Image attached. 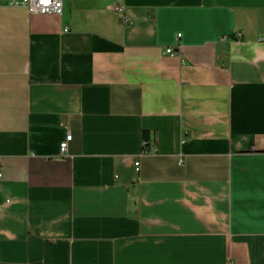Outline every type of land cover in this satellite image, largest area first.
Here are the masks:
<instances>
[{
  "label": "crops",
  "instance_id": "crops-1",
  "mask_svg": "<svg viewBox=\"0 0 264 264\" xmlns=\"http://www.w3.org/2000/svg\"><path fill=\"white\" fill-rule=\"evenodd\" d=\"M8 2L0 264H264V0Z\"/></svg>",
  "mask_w": 264,
  "mask_h": 264
},
{
  "label": "built area",
  "instance_id": "built-area-1",
  "mask_svg": "<svg viewBox=\"0 0 264 264\" xmlns=\"http://www.w3.org/2000/svg\"><path fill=\"white\" fill-rule=\"evenodd\" d=\"M11 6H21L24 7L30 13H40V14H47V13H54V14H62L64 8V0H9L8 2ZM116 12L120 14L121 21L124 25L130 24V19L126 14V8L124 5H117L115 7ZM239 33H235V36L239 37ZM259 40H264V33L259 36ZM230 41L229 36H223L220 40L221 44H228ZM167 53L174 54V49L172 47L166 48ZM73 138V133L70 131L68 132L64 141L60 144V153L58 157L62 158L68 154L69 142ZM145 144V143H144ZM146 151H150L152 153L156 152L155 144L149 143V147ZM136 170H140V161H136ZM4 173L2 167H0V177H3Z\"/></svg>",
  "mask_w": 264,
  "mask_h": 264
},
{
  "label": "trees",
  "instance_id": "trees-1",
  "mask_svg": "<svg viewBox=\"0 0 264 264\" xmlns=\"http://www.w3.org/2000/svg\"><path fill=\"white\" fill-rule=\"evenodd\" d=\"M234 39H238L237 36H235V34H233L232 36ZM144 148L147 149L149 147V143H150V132L148 130L144 131Z\"/></svg>",
  "mask_w": 264,
  "mask_h": 264
}]
</instances>
